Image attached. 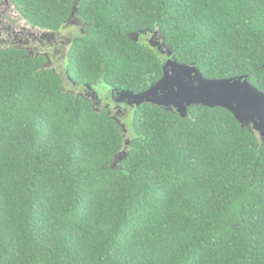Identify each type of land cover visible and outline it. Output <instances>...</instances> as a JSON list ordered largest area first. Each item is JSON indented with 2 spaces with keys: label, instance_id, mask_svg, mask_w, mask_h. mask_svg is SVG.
<instances>
[{
  "label": "trees",
  "instance_id": "16d2710c",
  "mask_svg": "<svg viewBox=\"0 0 264 264\" xmlns=\"http://www.w3.org/2000/svg\"><path fill=\"white\" fill-rule=\"evenodd\" d=\"M10 2L45 32L82 21L65 63L75 85L150 90L163 62L134 38L158 33L175 62L264 94V0ZM45 67L0 49V264H264V139L222 108L181 118L146 103L125 146Z\"/></svg>",
  "mask_w": 264,
  "mask_h": 264
},
{
  "label": "rangeland",
  "instance_id": "374dc122",
  "mask_svg": "<svg viewBox=\"0 0 264 264\" xmlns=\"http://www.w3.org/2000/svg\"><path fill=\"white\" fill-rule=\"evenodd\" d=\"M82 30V21L75 14H73L69 22L59 31V33H55L54 35L52 34L51 37L54 39H49L48 36L51 34L49 32L31 27L17 13L10 0H0V43L2 40L6 41L7 43L0 45V49L12 47L23 49L29 48L30 52L28 54L33 57L45 54L47 58V66L45 68L53 70L60 77L64 89L75 94H80L81 91L75 90L73 86H71V84L67 81L65 76V63L66 54L71 42L80 38L82 35ZM14 39L22 41V46L19 45V43L14 45ZM134 39L156 51L160 55L164 66L167 65L168 61H172V54L165 48L163 37L160 34L141 33L135 36ZM91 91L96 92V95L100 100V105L102 107H96L97 109H103L105 105H109L111 102V104L115 103L113 110L116 112V105H124L122 102H119V95L117 93L113 92L114 96L111 97V95L109 97V94H111L110 91L105 90L102 85L92 87ZM112 117L115 118L120 125L122 133L126 138L125 146H127L131 133L129 127L131 114L114 113ZM255 133L258 134L257 132ZM124 153L125 151L120 154V159L124 156Z\"/></svg>",
  "mask_w": 264,
  "mask_h": 264
},
{
  "label": "water",
  "instance_id": "95a60500",
  "mask_svg": "<svg viewBox=\"0 0 264 264\" xmlns=\"http://www.w3.org/2000/svg\"><path fill=\"white\" fill-rule=\"evenodd\" d=\"M174 66L186 69L188 76L193 79H205L194 65H182L172 59V61L167 62L166 66L163 65L162 79L150 90L139 95L131 93L120 94H126L127 97H131V100L134 101L136 106L147 103L166 108L167 110H171L173 107L181 118H186L188 109L194 106L222 108L231 113L241 127L251 128L253 132L259 134L261 139H264V94L252 87L248 83L247 77L228 80H212L213 82L226 81L229 84H237L242 86L244 91L249 92L251 94L250 99L247 103H242L241 105H237L235 101L231 104L217 103L213 99L199 94H193L183 99H176L166 91H162L160 87H157V85L165 79L166 75L172 74ZM173 91H175V89Z\"/></svg>",
  "mask_w": 264,
  "mask_h": 264
},
{
  "label": "snow or ice",
  "instance_id": "6c2138e0",
  "mask_svg": "<svg viewBox=\"0 0 264 264\" xmlns=\"http://www.w3.org/2000/svg\"><path fill=\"white\" fill-rule=\"evenodd\" d=\"M157 87L166 91L176 99H183L193 94L209 97L217 103L231 104L233 101L237 105L247 103L251 94L242 89L237 84L225 82H213L208 79H193L188 76L186 69L173 67L171 75H166ZM175 89V91H173Z\"/></svg>",
  "mask_w": 264,
  "mask_h": 264
},
{
  "label": "flooded vegetation",
  "instance_id": "af4514ba",
  "mask_svg": "<svg viewBox=\"0 0 264 264\" xmlns=\"http://www.w3.org/2000/svg\"><path fill=\"white\" fill-rule=\"evenodd\" d=\"M56 33H59V32H56ZM51 35L50 36H48V38L50 39H54L53 37H51L52 36V34L54 35L55 33H50ZM10 38V37H9ZM74 41V40H73ZM72 41V42H73ZM71 42V43H72ZM12 43V42H11ZM19 43V45H21L22 46V44H23V42L22 41H18V40H16V39H14L13 40V44L15 45V44H18ZM4 44H7L6 43V41H4V40H2L1 41V43H0V45H4ZM12 48H14V47H12ZM18 49H23V48H18ZM23 50H25V52L28 54L29 52H30V49L28 48H25V49H23ZM29 55V54H28ZM67 55V54H66ZM40 56V55H39ZM41 56H44L45 58H46V55L45 54H43V55H41ZM46 66H47V58H46ZM53 71V70H52ZM67 81L71 84V86H73V88L75 89V90H77V91H81L80 92V94H77V95H82V96H84V97H86L88 100H90L92 103H93V105H94V107L96 108V107H102L100 104V100H99V98L97 97V95H96V92H94V91H91V88L92 87H95V86H97V85H93V86H91V87H82V86H78V85H75V84H73L72 82H70L69 81V79L67 78ZM98 85H100V84H98ZM103 88L105 89V90H108V91H110V93L111 94H109V97L111 96V97H113L114 96V94H113V92L114 93H117L119 96H118V99H119V102H122L124 105H121V104H118V105H116V107H117V111L116 112H114V107H115V103H113V104H111V102H110V104L109 105H105L104 107H103V109L101 108V109H97V110H99V111H102V110H106L111 116L115 113H117V114H127V113H130V114H132L133 113V111H134V109L137 107L136 106V104H134V101L133 100H131V97H127V95L126 94H120V93H118V92H115V91H112L111 89H109V88H107V87H105V86H103ZM85 93V94H84ZM121 96V97H120ZM166 109V108H165ZM167 110V109H166ZM171 110L173 111V112H175L176 113V110L175 109H173V107L171 108ZM115 119V118H114ZM116 120V119H115Z\"/></svg>",
  "mask_w": 264,
  "mask_h": 264
}]
</instances>
